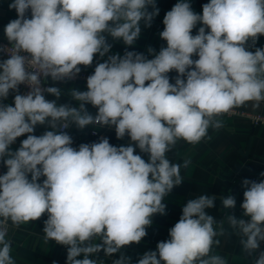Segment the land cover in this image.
I'll return each mask as SVG.
<instances>
[{"label":"clouds","instance_id":"obj_1","mask_svg":"<svg viewBox=\"0 0 264 264\" xmlns=\"http://www.w3.org/2000/svg\"><path fill=\"white\" fill-rule=\"evenodd\" d=\"M9 9L17 18L4 28L8 46L0 52L8 58L0 60V101L17 94L14 106L0 102V161L7 168L0 175V264H15L8 222L19 227L44 214V239L67 247V264H103L89 256L101 251L111 256L139 244L152 217L165 214L163 200L183 182L181 167L190 164L167 158L178 141L211 139L209 128L223 127L217 117L248 102L256 107L264 102V48L248 50L264 35V0H210L202 14L188 0H178L159 34L167 46L158 53L149 48L151 59L125 51L97 63L86 91L69 89L78 107L46 99L44 93L62 95L46 81L74 79L80 66L109 53L108 36L134 45L141 22L150 27L159 14L156 0H11ZM198 23L202 26L192 35ZM172 71L175 83L168 75ZM20 85L30 90L19 94ZM45 124L51 130L33 134ZM94 124L114 128L118 139L127 135L130 143L117 147L101 137L74 148L65 129ZM132 142L148 154L147 161L134 154ZM242 184L240 207L248 219L227 215L217 221L206 211L214 207L215 196L190 199L170 238L137 264H228L212 251L220 243L217 237L226 234L225 223L245 253L258 250L264 241V180ZM221 203L224 209L236 206L231 195ZM113 264H130V259L121 256ZM255 264H264V252Z\"/></svg>","mask_w":264,"mask_h":264},{"label":"crops","instance_id":"obj_2","mask_svg":"<svg viewBox=\"0 0 264 264\" xmlns=\"http://www.w3.org/2000/svg\"><path fill=\"white\" fill-rule=\"evenodd\" d=\"M11 0H0V38L7 41L4 33L5 26L13 19L17 18L16 11L9 9ZM178 0H156V7L159 8V14L154 17L150 27H143L141 36L132 46H126L122 40H113L108 36L107 41L112 45L109 53L104 57L98 54L94 57L93 64L88 67L80 66L85 70L95 69L97 63L104 62L108 56H123L125 51H134L144 54L151 59L148 49L152 48L159 52L161 47H166V41L160 38V32L164 29L163 19L165 14L172 9ZM193 11L202 14V6L209 3L210 0H188ZM148 7V11H152ZM28 18L31 13L27 14ZM201 24L192 30V35H196ZM206 31H208L206 29ZM8 42V41H7ZM251 43V41L249 42ZM255 48H264V35L259 36L254 47L248 50L255 51ZM7 59L0 54V60ZM193 59H198L194 56ZM170 82L175 83L177 73L175 71L169 74ZM147 83V82H146ZM50 86L61 88L62 95L59 98L46 93L45 98L56 100L58 105L68 104L78 107L79 102L73 100L69 95V89L87 90V85L82 81L51 82ZM14 96L9 95L6 100L0 101L6 104L14 105ZM255 102H248L243 106L236 107L237 110L244 111L246 114H223L217 117L223 123L219 129L209 128L208 136L198 144H189L185 141H178L177 146L167 153V158L177 164H183L185 160H190L187 168L181 167V176L183 182L175 186L172 191L165 196L163 203L166 205L165 214H155L152 217V224L146 231L147 235L139 244L124 246L119 252L106 256L103 251L90 259H98L103 264H113V261L120 259L121 256L130 259V264H137L139 258L147 251H156V246L161 241L168 240L169 230L175 225L182 215V209L188 200L200 195L215 196L214 207L207 209L208 214L212 215L217 221L226 218L227 210L224 209L221 199L226 196H233L236 203L243 202V192L245 190L242 181L250 179L252 174L264 173V122L255 121L256 116L264 117V102L258 107L254 106ZM89 112L95 114L97 109L91 104H87ZM92 126V125H91ZM87 126L83 130L71 125L68 128L72 136H88ZM105 137L109 139L113 146H126L130 143V137L127 135L123 139H118L114 128H104ZM51 130L47 124L37 125L33 134L39 136L45 131ZM27 138V134L17 138L14 144L10 146L12 151L20 147L21 141ZM90 143L98 142L100 138L89 137ZM134 154H139L145 161L148 160L147 153H141L138 147ZM3 163V162H2ZM4 174L7 172L3 164ZM30 178V176H29ZM41 177L40 182L43 181ZM240 219L239 216H235ZM47 214H44L39 220L22 224L19 227L13 226L10 222V232L6 239L11 242V256L15 264H67V247L57 244L55 241H46L44 239V221ZM226 234L219 236V245L213 246V254H218L227 259L228 264H255L257 259L256 251L251 255L242 250L240 237L235 234L227 223L224 225ZM261 252H264V247ZM83 259V254L77 257Z\"/></svg>","mask_w":264,"mask_h":264},{"label":"built area","instance_id":"obj_3","mask_svg":"<svg viewBox=\"0 0 264 264\" xmlns=\"http://www.w3.org/2000/svg\"><path fill=\"white\" fill-rule=\"evenodd\" d=\"M5 46H8V42L0 38V48H3ZM0 54L7 57V53H5V52H0ZM93 72H94V69L85 70V69L81 68V72L74 79L66 80V81H57V82L82 81V82H84L87 85V77L89 75L93 74ZM51 82H52V80L49 78L46 81V86H50ZM29 90L30 89L26 85H20L19 86V94H26ZM13 94H17V93L10 92L9 95H13ZM44 95H46V93H44ZM226 114L244 115L246 113L244 111L237 110L236 108H234L233 110H231L230 112H228ZM254 119H255L256 122H258V121L264 122V117L263 116H256ZM65 131L73 138L72 146L74 148H77V149L79 148V145L82 144V143L90 144L89 137H97V138L105 137V131L101 127H99V125H96V124L92 125L89 128V130H88V136L89 137H84V136H80V135H77V134L75 136H72L69 133L68 128L65 129ZM3 168H4L3 167V163H2V161H0V175L4 174ZM249 180L259 182L261 180H264V176H262L261 173L252 174ZM240 205H241V203H236L235 208L228 209L226 215H235V216H239L240 219H248V217L243 216V212H242V209H241ZM10 227H11L10 226V222H8V225H7L8 232H7V234L10 232ZM263 247H264V241H261L258 250H256V256H255L256 258H258L259 253L261 252Z\"/></svg>","mask_w":264,"mask_h":264},{"label":"trees","instance_id":"obj_4","mask_svg":"<svg viewBox=\"0 0 264 264\" xmlns=\"http://www.w3.org/2000/svg\"><path fill=\"white\" fill-rule=\"evenodd\" d=\"M6 57V56H5Z\"/></svg>","mask_w":264,"mask_h":264}]
</instances>
